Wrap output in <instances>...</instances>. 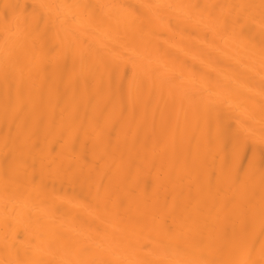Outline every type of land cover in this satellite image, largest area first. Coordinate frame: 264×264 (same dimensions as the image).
Instances as JSON below:
<instances>
[{
    "label": "bare ground",
    "instance_id": "6f19581e",
    "mask_svg": "<svg viewBox=\"0 0 264 264\" xmlns=\"http://www.w3.org/2000/svg\"><path fill=\"white\" fill-rule=\"evenodd\" d=\"M0 264H264V0H0Z\"/></svg>",
    "mask_w": 264,
    "mask_h": 264
}]
</instances>
